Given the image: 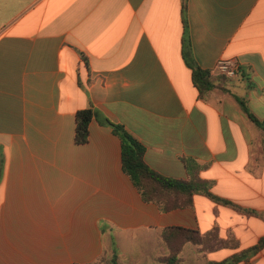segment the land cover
Instances as JSON below:
<instances>
[{
	"label": "crops",
	"instance_id": "crops-1",
	"mask_svg": "<svg viewBox=\"0 0 264 264\" xmlns=\"http://www.w3.org/2000/svg\"><path fill=\"white\" fill-rule=\"evenodd\" d=\"M187 6L192 62L216 80L204 98L183 0H0V264H114V249L119 264H168L170 227L217 229L231 244L187 245L179 264L222 263L264 238L263 132L235 98L264 121V0ZM219 59L238 61V75L220 77ZM91 108L124 126L153 170L187 180L191 165L258 215L202 194L168 212L146 203L111 127L94 118L76 142L77 113ZM236 264H264V250Z\"/></svg>",
	"mask_w": 264,
	"mask_h": 264
},
{
	"label": "trees",
	"instance_id": "trees-1",
	"mask_svg": "<svg viewBox=\"0 0 264 264\" xmlns=\"http://www.w3.org/2000/svg\"><path fill=\"white\" fill-rule=\"evenodd\" d=\"M187 10V0H183L182 13L185 29V59L188 65L193 69L194 86L198 89L200 97L204 98L216 88V80H214L210 71L203 70L194 65L192 62L190 52L188 51L189 44L187 42ZM218 75L223 79H228L226 76L220 74ZM235 98L249 119L262 130L264 145V121L259 120L250 111L245 99L238 96H235ZM94 118H99L102 124L111 127L114 134L120 138L122 144L123 171L131 179L132 183L138 189L146 203H154L158 205L162 211L168 212L178 208L192 207L194 205V196L202 194L218 204L232 206L239 212L250 215H258L249 209H245L214 194L212 192L213 182L201 179L196 171L191 170V165H188L190 177L187 180L167 177L153 170L145 161L146 148L134 136H132L124 126L115 124L109 119L101 117L93 108L81 110L77 113L76 142L78 144L83 145L89 141L90 123ZM3 163V159H0V181L3 175ZM163 238L169 245L172 252V256L170 254V256L164 258L168 264H179L181 262L178 254L186 242L204 245L208 244V241L210 240L211 245L209 251L231 246L230 242L223 241L219 238L217 229L202 235L199 231L181 227H170L163 231ZM263 250L264 238H262L256 246L247 251H243L240 255H235L231 259L222 263L211 264H236L240 260L246 259L247 256L259 254ZM102 261L103 259L97 264H100ZM113 263L119 264L117 249H114Z\"/></svg>",
	"mask_w": 264,
	"mask_h": 264
},
{
	"label": "built area",
	"instance_id": "built-area-1",
	"mask_svg": "<svg viewBox=\"0 0 264 264\" xmlns=\"http://www.w3.org/2000/svg\"><path fill=\"white\" fill-rule=\"evenodd\" d=\"M239 70V62L233 59H219L216 64L217 73L227 78L236 77Z\"/></svg>",
	"mask_w": 264,
	"mask_h": 264
},
{
	"label": "rangeland",
	"instance_id": "rangeland-1",
	"mask_svg": "<svg viewBox=\"0 0 264 264\" xmlns=\"http://www.w3.org/2000/svg\"><path fill=\"white\" fill-rule=\"evenodd\" d=\"M209 243L208 244H204V245H197V244H194L193 242H186L184 245H183V247H182V250L179 252V257H180V259H181V262L183 261L184 262V258H188L189 257V255H186V254H184V250H185V247L187 246V245H190V246H192V247H194V248H198L199 250H200V252H202V253H207L208 251H209V249H210V240L208 241ZM167 247H168V250H169V253H168V256H170V254H171V256H172V252H171V249H170V247H169V245L167 244ZM121 252V254H124V251L122 250V251H120ZM119 252V253H120ZM117 254H118V252H117ZM135 256L136 257H139L140 255H139V252H135ZM105 260V258H103V261ZM120 261L123 263V264H128L129 263V260H127L126 258H125V256H121V258H120ZM142 262V261H141ZM180 262V263H181ZM102 263V262H101Z\"/></svg>",
	"mask_w": 264,
	"mask_h": 264
}]
</instances>
